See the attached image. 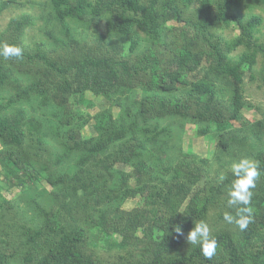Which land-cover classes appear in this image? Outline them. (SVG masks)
<instances>
[{"label":"trees","instance_id":"trees-1","mask_svg":"<svg viewBox=\"0 0 264 264\" xmlns=\"http://www.w3.org/2000/svg\"><path fill=\"white\" fill-rule=\"evenodd\" d=\"M30 2L0 31L23 49L0 56L1 183L20 190L0 193V264H264V110L244 95L246 74L264 80V0ZM34 17L48 40L26 42ZM88 93L107 105L81 110ZM195 136L211 155L183 149ZM241 157L261 169L244 231L223 218ZM201 221L211 260L185 239Z\"/></svg>","mask_w":264,"mask_h":264},{"label":"rangeland","instance_id":"rangeland-1","mask_svg":"<svg viewBox=\"0 0 264 264\" xmlns=\"http://www.w3.org/2000/svg\"><path fill=\"white\" fill-rule=\"evenodd\" d=\"M22 5L18 6H10L7 9H4L0 12V31H2L5 26L7 25L10 18L14 16H18L24 12H28L30 14H33L34 16L38 15V6L34 3H31L30 0H18ZM255 13H259L263 16V24L260 27L261 30L264 29V13H262L259 9L253 10ZM43 21L40 18L34 17V23L28 26L25 29V40L27 43H31L34 39L37 38H44L48 40L47 35L44 34V29L42 28ZM51 26H46L45 29H51ZM224 34L226 37L235 36L237 34V31L235 29L228 28L227 30H224ZM239 50H236L235 52H238ZM261 65H258V69ZM263 75L259 74V72H256V75H253V78L250 79V75L244 76V95L248 102H250L253 106L258 105L264 110V83H262ZM227 94L225 93L224 97ZM92 102V105H88L87 103H83L82 105H79V108L81 110H85L91 114L95 113L96 111L100 110L103 106L105 107L107 103L104 101V99L94 96L90 93H88L87 98ZM116 111V110H114ZM243 114L249 119L253 120L256 118H259V113L255 111L252 107H247L243 110ZM82 135L87 137L90 135H94V131L92 129V126L87 124L84 129L82 130ZM192 133V131H191ZM188 145L190 146L191 150L194 153H197L202 156H209L211 155V147L213 145L212 139H208V137H201V136H195L193 138H184L182 141V147L183 149H188ZM120 170L123 172H129V168L126 166H121ZM3 176L0 175V193L2 196H4L6 199L9 197H15L18 192L20 191L18 188H15L14 186L10 189H6L4 183H1L3 180ZM41 187L37 188V192L45 190L48 188V186L44 182H40ZM45 187V188H44ZM47 190V189H46ZM37 200L40 199V195L36 194ZM105 246L100 247L102 254H106ZM115 248H112L110 251H114Z\"/></svg>","mask_w":264,"mask_h":264},{"label":"clouds","instance_id":"clouds-1","mask_svg":"<svg viewBox=\"0 0 264 264\" xmlns=\"http://www.w3.org/2000/svg\"><path fill=\"white\" fill-rule=\"evenodd\" d=\"M0 56L5 59H21L23 49L16 45L2 43L0 44ZM230 171L234 179L227 189V205L235 208V215L225 212L223 218L228 224H235L240 231H244L253 219L251 201L261 169L257 161L241 157L231 163ZM225 178L226 175L222 172L217 179L222 182ZM175 232L179 236L184 235L179 225L175 227ZM185 239L189 245H198L202 255L208 260H211L217 252L218 241L211 235L208 224L203 221L194 224Z\"/></svg>","mask_w":264,"mask_h":264}]
</instances>
